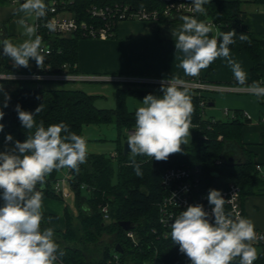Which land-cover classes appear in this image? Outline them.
<instances>
[{"label":"trees","instance_id":"1","mask_svg":"<svg viewBox=\"0 0 264 264\" xmlns=\"http://www.w3.org/2000/svg\"><path fill=\"white\" fill-rule=\"evenodd\" d=\"M50 1V0H49ZM68 4V10L78 21L87 24L100 25L101 21L94 20L89 10L93 6L130 5L134 10L143 8L148 10L162 9L164 3L159 0H58ZM264 6V0H256ZM207 15L197 14L198 20L217 25V30L228 32L234 29L239 35L247 34L248 41L230 45L233 50L240 49L252 61L251 84L253 81L264 82V34H256L243 26V2L211 0L204 5ZM178 15L162 17L159 24L181 21ZM118 24L113 27V37L116 38ZM52 48V53L45 57V67L51 68V73L58 74L67 65L71 74H78L79 44L89 40L82 32L66 34L64 36H48L42 34ZM215 35V32L210 33ZM0 41L3 37L0 36ZM2 53V49H0ZM42 72V71H41ZM16 67L6 62L5 56L0 54V74H22ZM11 88H3L0 92V105L4 102V94L10 96L8 107L3 108L5 127L0 132L3 145L5 136L11 134L13 140L23 142L35 129L28 130L21 125L15 111L17 104L24 111L35 113L37 107L41 111L35 115L37 125L41 121L47 127L60 122L66 123L78 135L83 136L87 126L113 125L118 132L116 154H95L88 152L87 160L80 165V172L71 171V188L74 192V205L78 210L77 223L70 213L69 206L65 209V230H56L51 224L60 225V217L43 212L41 228L54 230L55 242L64 251L61 264H111L115 255L121 264H185L188 258L180 253L179 245H175L170 237V231L162 228L159 223L158 204L164 196L161 186L162 176L171 168L183 166L200 167L202 181L209 189L223 191L231 184L241 189V201L244 209L246 199L254 196L264 197V177L257 171V155L248 149L249 144L243 141V131L251 121L245 118V111L234 110L235 118L217 120L205 119L202 103L206 106L210 102L207 92L188 89L193 104L191 138L187 145H182V152L172 154L167 161H156L147 156H138L142 175L137 176L131 166V153L124 155V130L132 131L135 127V110H129V98L142 99L147 94L162 95L161 86L156 84L114 83L116 90V107L101 109L96 106L100 96L90 94L82 89H63L54 86L57 82L0 80ZM232 83L225 86H234ZM124 86V87H123ZM264 105V98H259ZM87 142V140H86ZM264 147V134L262 142ZM264 166V164H262ZM68 169L53 171L46 177V187L43 199H56L66 202L54 191V184L62 173ZM85 186V189H82ZM3 201L0 200V206ZM82 205H87L90 212H85ZM107 206L110 220L106 221L101 210ZM245 217V212H244ZM121 222L135 225L132 231L137 244L127 237V232ZM106 237L112 239L107 244ZM120 246L122 253L116 250ZM257 259L253 264H264V246L257 244ZM232 264H239L237 257Z\"/></svg>","mask_w":264,"mask_h":264},{"label":"clouds","instance_id":"2","mask_svg":"<svg viewBox=\"0 0 264 264\" xmlns=\"http://www.w3.org/2000/svg\"><path fill=\"white\" fill-rule=\"evenodd\" d=\"M211 0H191L192 11L207 15L204 5ZM143 8V5H141ZM48 6L45 0H24L16 9L21 16L16 22L26 37L16 44L10 39L0 41L3 56L8 57L14 67H29L34 60L41 70L45 68V57L49 54L42 46V38L37 34L38 26L29 24L26 17L36 19L46 17ZM183 21L175 37L176 52L183 54L180 68L185 76H198L218 58H223L230 66L238 85L249 94L264 98V82L247 83V74L241 65L231 58L230 45L248 41L247 34H237L234 29L228 32L214 31V25L198 20L193 15L182 16ZM50 31L55 26L45 25ZM39 78V77H37ZM184 81L172 77L162 83V95L147 94L135 110V127L127 136L131 153V166L137 176H141L137 156H147L156 161H167L172 154L182 152L191 138L192 99ZM3 85H0V92ZM10 96L4 94L0 105V121L4 118L3 108L8 107ZM15 111L21 125L28 130L35 129L21 142L13 136H5V144L13 147L0 151V264H60L64 251L55 242L52 228H41L43 220V193L46 177L53 171L69 169L76 174L80 165L86 162L88 145L86 139L60 122L47 127L41 121L35 122V113L24 111L19 104ZM4 124L0 123V132ZM207 200L211 213L202 204L189 205L182 210L169 225L170 237L179 251L185 254L191 264H232L239 257V264H253L257 250L252 241L256 240L255 226L251 219L225 211L221 192L209 189ZM90 212L87 205H82Z\"/></svg>","mask_w":264,"mask_h":264},{"label":"crops","instance_id":"3","mask_svg":"<svg viewBox=\"0 0 264 264\" xmlns=\"http://www.w3.org/2000/svg\"><path fill=\"white\" fill-rule=\"evenodd\" d=\"M241 1L243 2L244 10L242 16L243 26L253 33L264 34V6L256 0H251L247 5H245V0ZM18 8L19 7L8 8L0 6V22L2 23V26H0V36H2L3 39H10L16 44L21 43L16 40V35L19 32L17 22L8 25V29L5 28L4 23H7L13 15L20 16L21 18L23 14H16V9ZM26 19L29 24H32V20L35 22L34 16L26 17ZM182 23V20L162 24L142 21H123L118 24L115 39L83 40L79 44L78 74L83 77L101 78L103 79V82H107L108 79L111 78L166 81L172 77H177L184 82L188 80H200L203 83L212 85L225 86L236 83L237 81L234 78L230 66H228L227 61L223 58H218L208 68L201 70L198 76H185L183 69L179 66L183 54L176 52L175 37L172 35V32L179 31ZM23 38L25 39L26 37L23 36ZM231 58L238 62L246 72L248 77L247 83L249 84L251 81V69L253 66L250 58L240 49H231ZM5 59L9 65L13 66V62L8 57L5 56ZM37 68L35 61L32 60L29 61L28 68L16 67V69L24 73H33ZM232 87L240 88L242 86L234 85L231 86V88ZM3 88H11V86ZM114 95L116 97V92ZM210 106H214V103H211ZM262 120L263 119L261 118L259 120L260 125H257L254 128L251 127L253 126L251 123L248 124L244 129L243 135V138L245 135L248 137L251 135L257 137L245 141V143L251 145L248 146V149L256 153V161L260 164H264V147L259 145L262 142V135L264 134V122ZM0 123H3L5 127V118H3ZM100 127L102 126L85 127L83 130V137L84 133L87 136V134H90L93 130H100ZM113 127L116 128L115 126ZM85 139L87 142H90V138L86 137ZM116 140H114V143ZM6 147L11 148L12 146L3 145L0 139V151H4ZM115 154L116 143L115 152L109 155ZM65 171L67 176V170ZM50 200L51 199L49 198L43 199L46 203ZM64 203L65 207L62 216L48 212L49 214L59 216L60 224L64 222L65 209L68 206V202ZM244 212L245 218H249L253 222L255 230L264 233V197L254 196L246 199L244 202Z\"/></svg>","mask_w":264,"mask_h":264},{"label":"built area","instance_id":"4","mask_svg":"<svg viewBox=\"0 0 264 264\" xmlns=\"http://www.w3.org/2000/svg\"><path fill=\"white\" fill-rule=\"evenodd\" d=\"M130 1V0H128ZM164 3L162 9L148 10L145 8L134 10L130 5L116 4V5H105V6H93L89 10L90 16L97 21H101L100 25L87 24L84 21H78L72 16L68 10V4L60 2L58 0H45L48 6V12L46 17L36 19L34 24L38 26L37 34L42 38V46L47 47L50 55L52 48L47 43L46 39L42 34L44 31L48 36H64L66 34H72L76 32H82L86 38L89 39H100L106 40L113 37V27L115 24L123 21H142V22H153L159 23L162 17H174L178 15H193L196 17L197 13L192 11L191 0H159ZM24 0H21L23 3ZM18 1L14 0V4ZM51 22L55 28L50 31L45 25ZM213 24L217 29V25ZM34 61V60H32ZM68 66H63V71L58 74L51 73V68L46 66L43 70L37 68L33 73H22V74H0V80H24V81H35V82H98L103 81L101 78L83 77L79 74H71L68 71ZM42 71V72H41ZM39 77V78H37ZM109 81L123 82V83H135V84H156L162 85L165 81H147V80H133L123 78H111ZM183 87L202 91V92H227L233 90L231 86L224 85H212L203 83L200 80L196 81H185ZM202 107L207 106L202 103ZM224 115L226 118H235V113L231 110H225ZM245 118L251 121V116L245 112ZM264 122V118L262 120ZM131 132V131H130ZM257 171L264 177V166L260 163L256 165ZM72 174L70 170H67V176L60 178L54 184V191L60 195L66 202L74 198V192L71 188ZM161 186L164 192V196L158 204L159 209V223L163 229L171 231L169 225L173 219L180 214L182 210H185L189 205L202 204L204 210L211 213V206L208 203L207 195L208 192L202 181V170L196 166H183L178 168H171L164 172L161 180ZM82 186V189H85ZM223 198L230 200L225 204V211L232 213L233 217L240 215L244 217V209L241 201V189L235 184H231L228 188L220 191ZM106 221L110 220L109 209L107 206L102 207L101 210ZM256 240L252 241L253 246L261 244L264 246V233L255 230ZM127 237L132 240L133 243L137 244L135 235L132 231L127 232ZM190 259H186V263ZM185 263V264H186ZM111 264H121L118 255H115ZM151 264H157L155 260Z\"/></svg>","mask_w":264,"mask_h":264},{"label":"rangeland","instance_id":"5","mask_svg":"<svg viewBox=\"0 0 264 264\" xmlns=\"http://www.w3.org/2000/svg\"><path fill=\"white\" fill-rule=\"evenodd\" d=\"M18 3L14 5V1L12 0H0V6L8 7V8H17L21 4V0H17ZM251 0H245V5L250 3ZM20 18V16L13 15L11 19L4 23L5 28L8 29V25L11 23H16V21ZM34 24V20L31 21ZM0 26L2 23L0 22ZM7 31V30H6ZM18 34L16 35V40L19 42H23V29L18 25ZM217 29H214L216 33ZM1 39V38H0ZM191 81V80H188ZM117 82L113 81H98V82H57L54 86L63 89H82L90 94L98 95L100 98L96 101V106L101 109H113L116 107V97L115 92L117 90L118 85L114 84ZM123 83V82H120ZM3 87L9 86L7 84L0 83ZM124 87V86H123ZM233 91L227 92H208L206 93L210 102L204 110V118L211 119L215 118L217 120H225L226 117L224 115L225 110H243L246 111L251 116V126L254 128L257 125H260L259 120L264 118V105L261 103L260 99L249 94L247 90L242 86L240 88L232 87ZM235 90V91H234ZM142 99L129 98L127 101L129 110H136L139 106H141L140 102ZM211 103H214V106H210ZM251 128V129H252ZM100 130H93L87 136L84 133V138H90V142H87L89 152L92 153H105V154H113L115 152V143L114 140L117 139L118 133L116 128L113 126H102L99 128ZM249 129V130H251ZM248 130V132H249ZM130 132L124 130L123 138L127 140V136ZM244 135V131H243ZM257 137L244 136L243 140L249 141L250 139H255ZM138 157V156H137ZM137 157L135 159H137ZM132 159V157H130ZM61 177L66 176V171L62 173ZM42 210L46 213L51 212L62 216L65 203L62 200L51 199L49 202L43 201ZM68 206L70 209V213L74 217V223H77V215L78 210L74 205V199L68 201ZM51 226L56 230H65V222L60 225L51 224ZM107 244L111 245L112 239L110 237H106ZM61 264V263H60ZM186 264H191L189 260Z\"/></svg>","mask_w":264,"mask_h":264},{"label":"water","instance_id":"6","mask_svg":"<svg viewBox=\"0 0 264 264\" xmlns=\"http://www.w3.org/2000/svg\"><path fill=\"white\" fill-rule=\"evenodd\" d=\"M130 153V149L127 145V142L124 145V155H128ZM120 226L125 230V231H133L136 227L130 222H121ZM118 253H122V250L120 249V246H118L117 250Z\"/></svg>","mask_w":264,"mask_h":264}]
</instances>
